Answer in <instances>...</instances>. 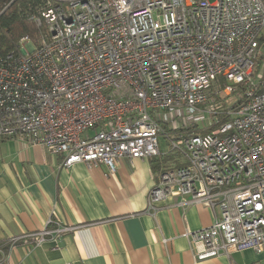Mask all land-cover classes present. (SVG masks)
Returning <instances> with one entry per match:
<instances>
[{
	"label": "built area",
	"instance_id": "obj_1",
	"mask_svg": "<svg viewBox=\"0 0 264 264\" xmlns=\"http://www.w3.org/2000/svg\"><path fill=\"white\" fill-rule=\"evenodd\" d=\"M42 15L45 31L0 54V139L114 173L169 155V137L183 156L157 173L149 209H212L184 234L195 264L264 252V0H46ZM77 228L49 219L12 245Z\"/></svg>",
	"mask_w": 264,
	"mask_h": 264
},
{
	"label": "crops",
	"instance_id": "obj_2",
	"mask_svg": "<svg viewBox=\"0 0 264 264\" xmlns=\"http://www.w3.org/2000/svg\"><path fill=\"white\" fill-rule=\"evenodd\" d=\"M163 146H161L162 148ZM162 151L165 153L167 150ZM124 158L114 173L84 163L61 167L62 157L41 144L0 139V260L4 264H195L186 230L212 225L210 207L187 209L169 197L149 209L157 173L171 164ZM175 161V160H173ZM172 161V162H173ZM49 219L76 225L39 247L12 239L43 229ZM55 227L52 223L49 228ZM264 264L253 249L198 264Z\"/></svg>",
	"mask_w": 264,
	"mask_h": 264
},
{
	"label": "trees",
	"instance_id": "obj_3",
	"mask_svg": "<svg viewBox=\"0 0 264 264\" xmlns=\"http://www.w3.org/2000/svg\"><path fill=\"white\" fill-rule=\"evenodd\" d=\"M45 5L46 0H0V54L16 49L24 36L36 39L46 30ZM36 16L42 19L41 24Z\"/></svg>",
	"mask_w": 264,
	"mask_h": 264
},
{
	"label": "rangeland",
	"instance_id": "obj_4",
	"mask_svg": "<svg viewBox=\"0 0 264 264\" xmlns=\"http://www.w3.org/2000/svg\"><path fill=\"white\" fill-rule=\"evenodd\" d=\"M212 1V0H211ZM84 135V134H83ZM160 141H161V146H163L162 147V149L163 150H168L169 152V154H170V156H169V158L168 159H170L169 161H173V160H176L177 158H181L182 156H183V154L179 151V150H176V149H173L172 150V148H171V144L169 143V145H167L168 144V142H170V138L169 137H166L165 138V136L164 135H161L160 136Z\"/></svg>",
	"mask_w": 264,
	"mask_h": 264
}]
</instances>
